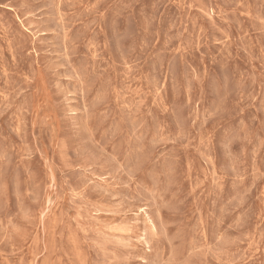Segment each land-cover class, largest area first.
<instances>
[{"label": "rangeland", "instance_id": "374dc122", "mask_svg": "<svg viewBox=\"0 0 264 264\" xmlns=\"http://www.w3.org/2000/svg\"><path fill=\"white\" fill-rule=\"evenodd\" d=\"M0 264H264V0H0Z\"/></svg>", "mask_w": 264, "mask_h": 264}]
</instances>
